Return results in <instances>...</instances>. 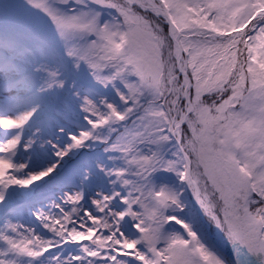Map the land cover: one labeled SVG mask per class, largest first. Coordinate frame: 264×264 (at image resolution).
I'll return each instance as SVG.
<instances>
[{
    "label": "snow or ice",
    "instance_id": "6c2138e0",
    "mask_svg": "<svg viewBox=\"0 0 264 264\" xmlns=\"http://www.w3.org/2000/svg\"><path fill=\"white\" fill-rule=\"evenodd\" d=\"M0 264H264V0H0Z\"/></svg>",
    "mask_w": 264,
    "mask_h": 264
},
{
    "label": "rangeland",
    "instance_id": "374dc122",
    "mask_svg": "<svg viewBox=\"0 0 264 264\" xmlns=\"http://www.w3.org/2000/svg\"><path fill=\"white\" fill-rule=\"evenodd\" d=\"M212 231L214 232V229Z\"/></svg>",
    "mask_w": 264,
    "mask_h": 264
}]
</instances>
